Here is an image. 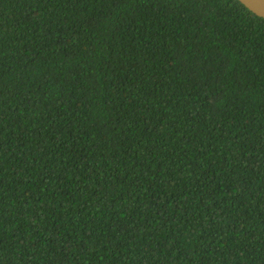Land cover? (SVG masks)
<instances>
[{
    "label": "trees",
    "instance_id": "1",
    "mask_svg": "<svg viewBox=\"0 0 264 264\" xmlns=\"http://www.w3.org/2000/svg\"><path fill=\"white\" fill-rule=\"evenodd\" d=\"M0 264H264V18L0 0Z\"/></svg>",
    "mask_w": 264,
    "mask_h": 264
},
{
    "label": "water",
    "instance_id": "2",
    "mask_svg": "<svg viewBox=\"0 0 264 264\" xmlns=\"http://www.w3.org/2000/svg\"><path fill=\"white\" fill-rule=\"evenodd\" d=\"M251 12L264 18V0H238Z\"/></svg>",
    "mask_w": 264,
    "mask_h": 264
}]
</instances>
